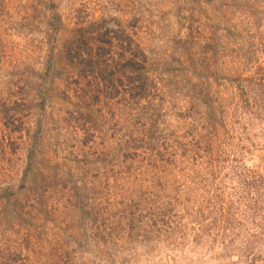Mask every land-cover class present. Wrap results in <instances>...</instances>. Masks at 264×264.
I'll list each match as a JSON object with an SVG mask.
<instances>
[{"label": "trees", "instance_id": "trees-1", "mask_svg": "<svg viewBox=\"0 0 264 264\" xmlns=\"http://www.w3.org/2000/svg\"><path fill=\"white\" fill-rule=\"evenodd\" d=\"M224 2L221 12L234 14L220 43L199 29L192 36L189 124L178 145L164 136L154 62L131 35L118 38V44L114 37L80 30L43 37L34 49L45 53L42 64L52 72L48 80L24 67V50L0 49V65L10 66L15 78L0 101L13 96L33 106L64 102L70 109L61 111V121L81 145V158L68 169L53 165L47 144L40 143L44 120L37 130L33 120L21 132L28 161L22 190L8 201L10 207L0 206V264H128L137 257V245L151 255L173 216L171 201L161 199L160 173L177 160L189 161V207L179 217L189 218L191 242L208 249L219 245L221 255L239 251L250 263L263 258L254 250L264 240V173L241 165L238 156L252 144L249 128L264 125V0ZM115 93L124 98L125 117L115 111L97 115L96 106L117 110ZM0 114L8 116L6 109ZM233 123L242 129L237 141ZM91 165L95 197L89 210L80 193L89 188L78 187L74 171ZM227 175L238 193L222 187L221 176ZM245 220L258 231L244 234ZM238 237L244 239L240 249Z\"/></svg>", "mask_w": 264, "mask_h": 264}, {"label": "rangeland", "instance_id": "rangeland-1", "mask_svg": "<svg viewBox=\"0 0 264 264\" xmlns=\"http://www.w3.org/2000/svg\"><path fill=\"white\" fill-rule=\"evenodd\" d=\"M225 3L224 0H0V49L5 46L8 53L24 50V67L30 66L38 74L43 73V78L48 80L52 72L47 73L42 64L45 53L34 49L43 37L62 38L80 30L95 38L114 37V44H118V38L131 35L154 62V70L160 81L158 102L164 120V136L170 143L178 145L184 141L189 124V59L195 51L192 36L199 29L209 33L219 44L229 25L228 18L234 14L233 9L225 15L221 12L226 10ZM197 57L198 54H195V59ZM13 73L14 70L7 64L0 65L1 98L8 95L9 86L15 81ZM61 91L62 88L60 97L64 98ZM49 92H52V86ZM55 94L59 95L58 90ZM15 99L10 96L6 101H0V109H6L8 115L4 118L0 114V188L11 187L0 190V206L9 207L11 202L8 201L23 186L21 178L27 166L29 146L21 144L25 139L24 136L21 138V132L25 133L28 123L34 120V129L37 130L39 121L44 120L45 138L40 143L47 144L53 165L69 169L81 158V145L61 121L65 116L61 111L70 109V106L62 101L46 106L35 103L33 106L27 102H16ZM123 104L122 94L115 93L112 105L117 110L97 106L95 109L99 110L97 115L108 117L115 111L116 115L125 117L127 110ZM239 126L237 123L231 126L236 141L242 135ZM249 131L252 144L242 142L248 148L238 156L239 160L241 165L264 173V125L262 128H249ZM74 173L75 181L79 182L78 187L86 184L89 188L80 193L83 202L91 210L95 197L91 183L95 167L91 165ZM187 173L189 161L186 160H177L160 173L161 199L172 203L171 229L162 228L160 240L151 255H144L141 246L137 245V257L130 259L128 264H264V240H260L254 250L260 252L263 258L253 259L252 263L250 259H243L239 251L221 255L219 245L208 249L206 245L196 246L191 242L189 218L179 217L183 209L189 207V192L185 190L189 187ZM220 183L227 194L238 193L232 176H221ZM244 209L245 206L241 205V213ZM238 219L243 220L242 214L238 215ZM82 225L79 223V227ZM243 228L244 234L258 231L248 220L244 221ZM247 241L251 242L248 237ZM235 245L240 249L244 239L236 238ZM87 257L90 255L87 254Z\"/></svg>", "mask_w": 264, "mask_h": 264}]
</instances>
